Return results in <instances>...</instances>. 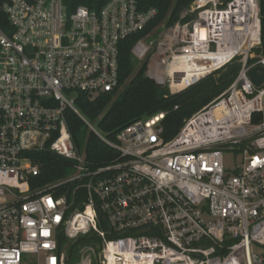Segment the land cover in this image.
<instances>
[{
    "label": "built area",
    "instance_id": "1",
    "mask_svg": "<svg viewBox=\"0 0 264 264\" xmlns=\"http://www.w3.org/2000/svg\"><path fill=\"white\" fill-rule=\"evenodd\" d=\"M1 11L0 264H65L60 232L99 240L80 250L78 264H264V83L247 77L264 67L253 53L258 0H193L154 48L146 39L158 28L131 48L132 59L145 60L143 75L170 95L241 63L231 86L169 140L164 113L110 140L75 107L80 93L92 100L120 88L119 43L143 32L154 9L141 11L135 0L72 11L61 0H7ZM220 51V65L172 88L184 74L171 66L176 58L201 67ZM68 111L112 151L107 164L93 167L73 144ZM45 151L73 163L65 178L32 189L34 154ZM225 156L237 162L230 172Z\"/></svg>",
    "mask_w": 264,
    "mask_h": 264
},
{
    "label": "trees",
    "instance_id": "2",
    "mask_svg": "<svg viewBox=\"0 0 264 264\" xmlns=\"http://www.w3.org/2000/svg\"><path fill=\"white\" fill-rule=\"evenodd\" d=\"M5 1L7 0H0V30L8 34L6 17L1 11ZM61 1L66 5L67 10L72 11L78 6L99 10L109 0ZM135 1L139 10L154 9L156 16L143 32L129 35L119 43L118 81L121 89L112 93H103L92 100L80 93L76 97L75 107L84 119L94 123L110 140H114L115 135L128 125L164 113L160 126L163 138L169 140L179 131L186 119L206 107L231 86L237 78L241 63L239 59H235L174 95H170L165 87L146 78L143 75L145 66L129 79L134 67L130 51L135 43L160 25L169 27L178 22L180 14L190 7L193 0ZM258 6L261 44L254 50V54L264 57V0H258ZM188 19L189 17L182 22ZM253 62L254 59L248 60V64ZM66 123L73 144L85 152L86 160L90 165L99 167L107 164L114 157L112 151L105 148L95 135L87 133L86 125L73 112L66 113ZM34 156L40 175L30 182L32 189L65 178L73 163L46 151L35 153ZM82 193L79 192L78 199L76 197L77 204L82 200ZM98 243L99 240L92 235L80 237L75 241H69L62 232L57 235L58 248L65 253V264H78L80 250L83 247L96 246Z\"/></svg>",
    "mask_w": 264,
    "mask_h": 264
},
{
    "label": "bare ground",
    "instance_id": "3",
    "mask_svg": "<svg viewBox=\"0 0 264 264\" xmlns=\"http://www.w3.org/2000/svg\"><path fill=\"white\" fill-rule=\"evenodd\" d=\"M222 54L221 51L215 55H211L206 57L205 65H198L190 66L187 62V56H181L176 58V60L171 64L173 68L179 67L183 71V77L178 80V83H173V89H181L182 87L191 84L196 78H198L201 74L208 73L209 71L213 70L215 67L221 64Z\"/></svg>",
    "mask_w": 264,
    "mask_h": 264
},
{
    "label": "rangeland",
    "instance_id": "4",
    "mask_svg": "<svg viewBox=\"0 0 264 264\" xmlns=\"http://www.w3.org/2000/svg\"><path fill=\"white\" fill-rule=\"evenodd\" d=\"M63 3V2H62ZM63 7H64V9L66 8L67 9V7H66V5L63 3ZM190 9V7L188 8V9H185L183 12L184 13H186V12H188V10ZM187 17V16H186ZM164 29H165V27H164V25H160L159 27H158V29L156 30V31H154L147 39H146V43H150V45L152 46L153 45V47L152 48H154L155 47V44H156V42L161 38V34L163 33V31H164ZM253 53H255L254 51H253ZM133 60V72H132V74H131V76L129 77V79L136 73V72H138L143 66H144V64H145V60H143V61H139V60H137V59H132ZM215 72V71H214ZM214 72H212V73H214ZM211 74V73H210ZM209 75V74H208ZM129 79L127 80V82L129 81ZM197 83V82H196ZM195 84V83H194ZM193 85V84H192ZM119 89H121V87L119 88ZM93 126H94V128H96L97 129V127H96V125L93 123ZM90 133V131L87 129V133ZM224 164H225V166H226V168H227V170H229L228 172H230V169H233L234 168V166L237 164V162L236 161H234V159H232L231 158V156H225L224 157ZM259 248H257L256 249V251L258 250ZM79 255H80V252H79ZM79 261H81V256L79 257Z\"/></svg>",
    "mask_w": 264,
    "mask_h": 264
},
{
    "label": "water",
    "instance_id": "5",
    "mask_svg": "<svg viewBox=\"0 0 264 264\" xmlns=\"http://www.w3.org/2000/svg\"><path fill=\"white\" fill-rule=\"evenodd\" d=\"M247 77L255 87L261 86L264 83V67H253L248 71Z\"/></svg>",
    "mask_w": 264,
    "mask_h": 264
}]
</instances>
